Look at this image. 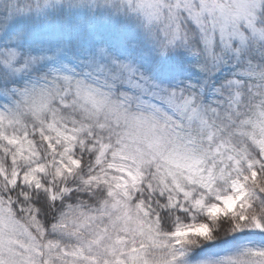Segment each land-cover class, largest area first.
<instances>
[{"label": "snow or ice", "instance_id": "obj_1", "mask_svg": "<svg viewBox=\"0 0 264 264\" xmlns=\"http://www.w3.org/2000/svg\"><path fill=\"white\" fill-rule=\"evenodd\" d=\"M0 264H264V0H0Z\"/></svg>", "mask_w": 264, "mask_h": 264}]
</instances>
